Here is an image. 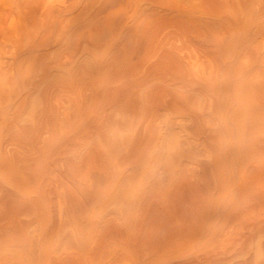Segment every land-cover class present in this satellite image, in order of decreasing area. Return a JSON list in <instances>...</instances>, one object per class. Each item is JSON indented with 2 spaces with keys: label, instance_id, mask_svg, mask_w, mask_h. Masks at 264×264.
Listing matches in <instances>:
<instances>
[{
  "label": "bare ground",
  "instance_id": "6f19581e",
  "mask_svg": "<svg viewBox=\"0 0 264 264\" xmlns=\"http://www.w3.org/2000/svg\"><path fill=\"white\" fill-rule=\"evenodd\" d=\"M0 264H264V0H0Z\"/></svg>",
  "mask_w": 264,
  "mask_h": 264
}]
</instances>
